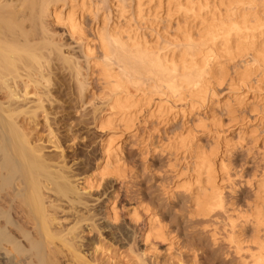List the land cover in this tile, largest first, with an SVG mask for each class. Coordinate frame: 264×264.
<instances>
[{
  "label": "bare ground",
  "instance_id": "6f19581e",
  "mask_svg": "<svg viewBox=\"0 0 264 264\" xmlns=\"http://www.w3.org/2000/svg\"><path fill=\"white\" fill-rule=\"evenodd\" d=\"M238 1L236 3L245 10L240 12L242 15L237 16L239 7L232 8L236 4L234 0L229 2L232 4L230 16H213L211 22L201 16L205 30L199 38L186 33L179 37V41L169 37L172 40H162L163 43L152 46L140 41V34H136L134 29L116 31L108 27L109 21L102 23L97 12L94 19L98 27L93 29L94 37H89L83 22L72 12L67 16L58 15L59 3L71 9L74 0H0V264H113L109 261L110 249L115 243L123 245L122 241L128 240L123 226H112L119 218L115 209L109 206L103 212L95 209L93 203L98 199L87 192L93 187H90V179L83 178L82 186L77 183L76 177L80 174L74 173L68 165L66 154L59 145L60 120L55 112L49 110V106L58 102L53 97L50 66L45 73L50 55L56 51L63 63L70 66L82 106L91 103L96 94L102 95L110 111H115L122 119L134 107L126 87L128 83L136 84V87L144 80L152 81L155 95L160 94L161 97L168 94L176 97L183 89L193 88L203 99L208 91L207 77L211 78L214 71L216 73L220 58L235 61L239 57L245 62L251 61L252 64L245 67L248 72L254 64L264 66V0ZM85 5L83 1L81 6L84 9ZM181 9L188 14L195 12L194 8L181 6ZM50 17L54 23H64L71 40L79 45L76 47L79 51L66 53L63 47L54 43L46 23ZM141 17L133 18L137 21ZM28 22L30 28L26 25ZM177 50L179 54H175ZM198 54L202 57L199 61L196 59ZM79 57L83 59L84 68ZM246 71L244 76L247 78L244 79L250 80ZM94 77L99 82L97 91L93 89ZM32 88L34 91L31 93ZM89 91L90 96L87 94ZM41 114H44L43 120L39 119ZM101 117L98 119L99 127L109 129L111 122ZM42 129L48 131L46 139L50 145L53 144V148L60 152L56 151L55 155L46 152L42 135L39 136ZM103 153V164L94 168L95 174L98 177H123V169L113 167L110 145L103 146ZM197 157V186L192 189L191 183L186 184L184 190H191L197 216L207 218L227 209L212 162L203 155ZM203 174H207L204 180L201 178ZM132 215L131 219L139 223L140 218L135 213ZM227 219L232 232L235 220ZM256 219L257 225L264 224L263 214ZM156 224L154 218L149 217L141 236L147 249L154 246L152 239L153 242L168 240L167 228L165 230ZM228 238L229 244L235 246L236 254H240L239 236L233 231ZM263 244H259L257 252H252L250 262L245 260L243 264H264ZM135 246L131 244L130 250L136 264H151L153 261L147 256L151 249H145L144 253L145 250L142 252Z\"/></svg>",
  "mask_w": 264,
  "mask_h": 264
},
{
  "label": "rangeland",
  "instance_id": "374dc122",
  "mask_svg": "<svg viewBox=\"0 0 264 264\" xmlns=\"http://www.w3.org/2000/svg\"><path fill=\"white\" fill-rule=\"evenodd\" d=\"M83 1L86 2L85 9L81 6ZM232 1L234 0H74L71 9L64 7V3H59L57 7L59 16H67L72 12L80 18L85 32L91 38L98 27L94 19L97 12L102 23L109 21L108 27L111 26L116 31L135 30L136 34H140V41L156 46L159 42L163 43L162 40L175 38L174 41H179V37L186 33L199 38L205 30L201 16L207 17L209 22L213 16H230L232 4L229 2ZM237 3L232 8L239 7V12L236 10L238 16L245 10ZM178 5L194 8L195 12L188 14L182 9L181 11ZM132 16L142 17L136 21ZM48 19L46 23L54 43L63 47L66 53L79 51L76 41L71 40L66 32L64 23L57 24L53 18ZM26 25L30 28L29 22ZM139 29L141 30L138 31ZM55 52L46 63L48 65L45 73L50 66L53 71L51 88L53 97L58 102L49 106V110L55 112L56 118L60 120L59 145L66 154L68 165L73 168L74 173L80 174L76 177L79 181L77 183L82 186L83 178L90 179V187H93L87 192L94 199H98L93 203L95 209L101 212L106 211L107 206L115 209L119 218L112 226L116 228L119 224L128 234V240L122 241L123 245L115 243L110 249V263L136 264L130 246L137 243L135 248L140 247L142 252L147 249L141 236L151 216L156 225H161L165 230L167 228L168 233V240L165 242L151 240L154 246L147 249H151L148 251L150 255L147 254L148 260L153 261L151 264L250 262L252 252H257L259 244L264 243V224L257 225L256 219L264 215V66L254 64L248 72L245 67L247 64L251 65V61L245 62L244 58L239 57L235 61L220 58L216 73L214 71L211 78L207 77L208 91L203 99L198 97L197 89L193 88L183 89L176 97L169 94L161 97L160 94L155 95L152 81L144 80L142 84H138L140 87L128 83L126 87L134 107L122 119L121 115L110 111L102 95L100 98L96 94L93 102L82 106L83 101L81 102L79 91L72 79L70 66L65 65ZM98 52L97 55L100 54ZM177 52L175 54H179L178 50ZM197 57V60L202 59ZM79 58L82 61L81 67L84 68L83 59ZM244 70L250 75V80L244 79L247 78ZM95 77L93 89L97 91L99 82H96L98 79ZM33 91V88L30 89L31 93ZM87 94L90 96V91ZM43 116L41 114L39 119L43 120ZM101 116L111 122L109 129L103 130L99 127L98 119ZM39 136L42 137L48 154L55 155L60 152L46 139L48 131L42 129ZM106 144L110 145L112 162L115 165L113 167L123 169V177H98L95 174L94 168L103 164V146ZM196 155L208 157L212 162L218 189L226 204V212L217 211L207 218L197 216L191 190H184L186 184L191 183L192 189L197 186L196 178L199 177L195 171L198 158ZM201 178L204 180L207 174H203ZM134 213L140 218L139 223L131 219ZM228 217L235 220L236 230L233 229L232 232L235 231L242 244L240 254H236L235 246L227 241L232 233Z\"/></svg>",
  "mask_w": 264,
  "mask_h": 264
}]
</instances>
